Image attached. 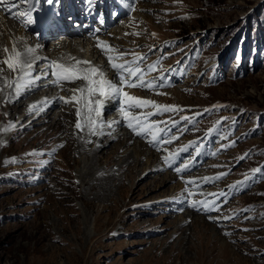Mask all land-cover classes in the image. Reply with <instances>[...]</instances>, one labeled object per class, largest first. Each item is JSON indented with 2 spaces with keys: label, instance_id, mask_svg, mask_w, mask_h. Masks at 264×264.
I'll use <instances>...</instances> for the list:
<instances>
[{
  "label": "rangeland",
  "instance_id": "374dc122",
  "mask_svg": "<svg viewBox=\"0 0 264 264\" xmlns=\"http://www.w3.org/2000/svg\"><path fill=\"white\" fill-rule=\"evenodd\" d=\"M103 1L91 0V12L98 10L99 17L107 13L116 22L103 33L83 39L78 51L71 52L100 63L92 53L94 44L105 43L109 29H121L113 32L114 37L121 35L115 41L120 45L126 42L128 50L146 55L142 67L159 61L145 79L161 78L157 84L163 85L150 91L127 87L123 91H137L134 93L142 98L180 110L151 116L156 109H137H146L148 124L162 130L161 138L156 149L149 143L150 135H140L144 139L138 142L139 138L133 137L125 149L113 154L112 161L133 147L141 146L143 152L140 164L128 168L133 174L126 166L116 171L118 165H113L127 186L137 185L134 196L131 190L124 191L121 206L113 208V199H95L99 188L90 174L83 182L81 170L86 167L87 152L75 153L80 163L70 160L71 147H65L61 134L53 138L48 135L49 123L58 120L59 110L54 108L47 124L32 126L36 112L30 116L26 112L25 117L22 114L21 121L18 114L25 102L20 101L18 110L10 111L9 98L2 97L0 264H196L185 257L196 258L201 231L212 257L205 254V262L198 264H264V0H140L141 10L134 7L137 0H120L126 12L119 17L118 2L108 0L103 9ZM79 14L80 21L85 22L91 13L79 9ZM123 22L126 25L121 27ZM137 32L139 36L132 34ZM50 40L45 39L43 46ZM24 42L28 44V39ZM6 47L0 44V67L5 75L9 69L1 62L8 57ZM37 67L40 69H35L34 75L43 64ZM12 75L10 71L7 77L2 75L0 94L6 91V81L12 82ZM171 80L173 84H169ZM51 92L65 95L57 84ZM41 99V105L48 103V95L41 94ZM62 107L65 114L67 109ZM13 113L15 119L9 118ZM111 114H115L114 109L103 110V121ZM117 115L123 119L120 111ZM130 116H136L135 112ZM25 124L29 127L23 129ZM121 128L128 127L124 124ZM210 129L214 131L209 134ZM164 156L174 160L171 167L163 162ZM188 157L192 158L186 160ZM181 158L183 164L194 167L193 171L178 175L173 170ZM145 162L152 163L150 168L156 162L165 166L148 173L149 169H142ZM101 163L100 168H106V163ZM253 169L260 171L253 173ZM203 173L220 178L197 182ZM164 174L167 182L160 185ZM188 178L196 183L186 186ZM180 184L190 191L199 184L197 189L207 191V200H212L216 210L181 214V203L175 201L182 195ZM198 219L205 225L201 226ZM188 240L194 249L187 247ZM174 247L182 255L171 253Z\"/></svg>",
  "mask_w": 264,
  "mask_h": 264
},
{
  "label": "bare ground",
  "instance_id": "6f19581e",
  "mask_svg": "<svg viewBox=\"0 0 264 264\" xmlns=\"http://www.w3.org/2000/svg\"><path fill=\"white\" fill-rule=\"evenodd\" d=\"M65 1L66 0H62V3H64ZM75 1L78 2V4H79L78 6L80 8H84L85 10L87 9V12H88V8L85 7V4H83L84 2L82 0H74V2ZM85 1H89V0H85ZM137 1L138 2L134 7H135V9L141 10L142 8H141L140 3H139L140 0H137ZM14 3H15V6L12 9V13H14L15 10H18L17 12H24L26 10V8L28 7L27 4L22 3V0H14ZM44 3L46 5H48L47 10H50L49 16H47L46 18H43L42 21H39V18L42 17L41 15H44L43 10L39 9V11L36 12V16H37L36 20H37L38 26L37 25L30 26L32 24H28L27 27H25L24 24L20 20L12 18V13L7 11L6 6L0 5V44H1V46L3 44H5V46H7L6 48H8V52H6V53L8 54V56L12 54V48H13L14 43H15V47L20 52H23L25 50V48H27L28 46L32 47V48H36L37 50L34 53V55L40 57L41 59L37 62L36 67L33 70V74L38 69H40V67H37L39 65V63L43 64L41 71H39V73L37 75H40L42 72H49L50 73L51 70L47 67L48 63L50 62V60H49L50 58H52L53 61H58V62L66 65V66H69V67L77 66V67H81V68L87 67L88 65H76L77 60L91 61V66H95V67L101 69L102 71H104L108 79L112 80L115 83L117 82L116 84L119 85V78H118L116 72L113 69H111V67L109 66L108 61L106 59V55L103 54L101 52L100 48L97 47V43L94 44V49H93L94 51H92V53L94 52L96 54V58L101 59L100 63H98L99 61L93 62L92 60H89L84 55H82L80 52L79 53L78 52L72 53L73 50L78 51V47H80V45L82 44L83 39H86L87 37L95 35L97 33H103L107 28L112 26L116 22V20L115 19L109 20L106 17L104 22H103V20L99 21L97 19L96 11H94L90 15L87 23H85L83 25H81V24L78 25L77 23L72 24V23H70V21H68L70 19V15L67 14V8L63 7V12H62L61 16L58 15L57 17H55L54 12L56 11V9L59 5V0H54V2L51 4H49L47 2V0H44ZM38 7H40V4L38 5ZM79 7L76 6L77 9H79ZM134 12L135 11H133L132 14L135 16ZM124 14H125V11L120 10L118 12L117 17L122 16ZM129 21H127L125 19V23H129ZM125 23L123 22L121 27L126 25ZM76 25H78V26H76ZM74 26H76V27H74ZM120 30L121 29H109V32H108L109 37L104 38V41H105V44L112 46L113 49L119 50V52H127L128 51V49H127L128 45L126 42H124V44L120 45L115 41V40H120L121 35H119V33H118L116 35V37L113 36V32H116V31L119 32ZM53 35H56V36L51 38L50 41H48L49 50H50V53H49L48 52V45L43 46L42 43L45 41V39H47L48 37H51ZM25 39H28V44H26L24 42ZM52 40H54V41H52ZM44 48L48 52L49 56L45 53L46 51L44 50ZM64 48H69V51L67 49L65 50ZM1 52H2V54L4 53L3 50ZM114 52L117 53L116 51H114ZM52 54H54V56ZM6 57H7V55H6ZM131 59H132V56L125 55L123 60H120L117 62L123 63L124 60H131ZM0 60H2V59H0ZM2 65L5 67L4 64H2ZM140 67L143 69L147 68V66L142 67V64H140ZM0 69H1V67H0ZM35 69H37V70H35ZM9 71L7 70V73ZM5 72L6 71L0 72V80H1L2 75L7 77V73L5 75ZM10 73L14 74V75H12V77H13L12 81H15L17 78L18 72L10 71ZM150 77L152 78L153 75H151ZM156 79H158L155 81V83L157 84V82H159V79L161 80V78L156 77ZM1 81H0V83H1ZM3 81H4V79H3ZM51 81H52V77L50 75L35 81L31 85V87H29L27 90H24L21 92L18 99L16 98L15 93H14L15 84L13 83L12 88L10 90H8V87H6V91L3 94H0V97H1L0 100H2V97L3 98L8 97L10 100L13 101V102H7V103H9V104H7L8 105L7 108L10 109V111L11 110H13V111L18 110L17 107H18L20 101L25 102L24 109H22V108H21L22 110L20 109L21 113H19L18 116L21 119L22 117H25L26 112L29 113V115L27 114L28 116L32 115L33 112L34 113L36 112L35 116L32 118V121L30 122V124L32 126L35 124H38V123L47 124L46 122L50 120L51 114L53 113L54 108L59 110L58 120L55 121L54 123H49L48 135L50 137H52V136H55L57 133L61 134L62 141H65V147L66 146L71 147L72 152L68 153V157H67L70 160H72V158H73V160L75 162L80 163V160H77L75 158V156H74L75 153L80 154L83 152H87L86 153V157H87L86 163L83 166V167H85V166L86 167L81 170L83 182H85V178H86L84 176H89V174H90L92 176V178L94 179V181L97 183V187L99 188V190H97V192H95V195H94L95 199H100V198H104V197H105V200L107 198L110 200L113 199V206L112 207L113 208H119L121 206L120 203L123 199L122 194L125 193L124 191L128 192L129 190H131V193L134 196L135 191H136V190L134 191V189L137 185L127 186L126 181L123 178L120 179L121 175L120 174L116 175L115 172L120 171L125 166L127 167V171H128L129 167H133V166L136 167L137 164H140V158L143 155V152L141 151V146H140V149L133 147L134 149L132 148L130 151H125L123 153V155H121L119 157L118 160L112 161L113 154L116 153L119 148H124L123 146H125L128 142L130 143L133 137L139 138V140H136L137 142L143 140L144 138L141 137L140 135L134 134L129 128H127L125 130H123L121 128L124 124H127V122L124 121V119L121 120V117H119L117 115V112L120 111V108L122 106H124V105L121 106L120 103H118V104L116 103L117 100L120 101L119 99H111V100L107 101L105 103L103 109H102V115H101L102 120L105 117V116H103V110L114 109V112H115L114 115L111 114L112 117L109 118L106 121V123L112 122V121H115L116 123H114L111 128L106 127L104 129V131L106 133L105 135H103V136H94V135L89 136L87 129H84L83 131L77 130L75 128V124L77 121L76 108L79 107V105L76 104L75 102L66 104L63 101L57 99L58 97H62V96L58 95L57 93L51 92V89L54 86ZM84 83L85 82L82 80H77L75 82H61L57 85L63 87V91L65 92L64 97H71L73 95L72 90L82 87L84 85ZM173 83H174V81L171 80L169 84H173ZM134 89H139V92L150 91L149 89H146V88L145 89L134 88ZM125 90L132 92L130 95H133L136 97H141V98L143 97V95H141V94L137 95V93H134L137 91H130V89H125ZM9 92H10V94H9ZM41 94H43V97H44V95H48V103L47 104H43V105L40 104L42 101ZM77 95H80V94L77 93ZM145 99H148V98H145ZM37 103H39V105H40V107L38 109H36L35 111H32V112H29L27 110L29 108L28 106L30 104L33 105V104H37ZM62 106H64L65 109H67V111H65V114L63 113L64 115L62 114V110L64 112V109ZM137 109H139V108L132 109V111L130 113L133 114V112H135L136 115L141 116L145 121V127H147L149 125L147 122V119H148V121H150V120L147 117L148 115L146 116V113H147V112H145L146 109L145 110L140 109V112H137ZM38 111H39V113H38ZM43 111H45V113L43 115H41L43 113ZM22 114H23V116L21 117ZM61 114L63 116H61ZM104 114L106 115L107 113H104ZM151 116H153V115H151ZM8 117L15 119L14 113H13V116L10 115ZM66 117H68V118H66ZM21 121H23V118ZM27 125L28 124H25L23 126L24 127L23 129L28 128L29 126H27ZM35 131H36V129H34V131H32L31 133H33ZM125 131H127V132H125ZM176 132H179V131L176 130ZM145 136L148 137V134H145ZM87 140H91V142L86 143ZM65 147L61 150L63 151L65 149ZM185 157H187V156H185ZM103 158H104L105 162H104ZM190 158H192V157H188V159H186V160H189ZM182 159L183 158H181L179 163H177L174 166L173 170H175V168L177 166L184 168L185 165H188L187 163L183 164V162H181ZM195 161L198 164V161L196 159H195ZM101 162L106 163V168L105 167L100 168L102 166ZM147 163L148 162H145V166H143L142 169H143V171H145V169H147V170L149 169L148 173H151L153 171L163 170V166H165V165H162V164H159L158 162H156L154 165H152V168H150V165L152 163H149V164H147ZM113 165H118L117 166L118 169L116 171H115L116 168L113 171V168L115 167V166L113 167ZM195 166H196V164H195ZM89 167H91V168H89ZM193 168L194 167H189V165H188V167L183 171V173L184 172H191V171H193ZM101 171H103V174L98 175V172H101ZM133 171L134 170L131 169L128 172H129V174L130 173L133 174ZM142 173H145V172H142ZM127 176H128V174H127ZM144 177H146V175ZM155 178L158 179V176ZM204 178H210V177L206 176V174L203 173V175L199 176V179H197L196 181L197 182L198 181H202V182L204 181L205 182ZM159 179H160V185L165 184L167 182V181H164L166 179L165 174ZM189 181H190V179H189ZM207 183H210V182H207ZM85 184H87V183H85ZM115 185H117V187ZM198 185L199 184H197L194 187H191L193 189L191 191L190 190L185 191L186 187L184 186V184L179 185L182 195L179 199H175V201L181 203V205L179 207V211L181 209V211H180L181 214L189 213V215H190L191 212L204 213V212H210V211L216 210L215 205H214V208H212L211 210H208V211L197 210L196 208L189 206L190 202L193 201L192 200L193 198H194V201H207L208 204H212V200H207V195H208V194H206L207 191H204V189H201V188L197 189V188H199ZM115 187L117 188V190L113 191L112 188H115ZM195 189H197V190L195 191ZM193 191H195V192H193ZM189 192L194 193V196L191 197L189 195ZM114 194H116V196H118V198L117 197H115L116 199L113 198L112 195H114ZM84 195H85V193H84ZM186 201H188V204L185 203ZM111 211L112 210H110L109 212H111ZM193 216H195V215H193ZM212 217L214 219H217L216 216H212ZM196 218H198V217H196ZM97 220L98 219L96 217L95 218V221H96L95 229H96V226H98ZM198 220L200 221V219H198ZM201 221H202V219H201ZM201 221H200V225L204 226L205 223L203 221L202 222ZM204 235L205 234L203 231H201V233L197 235L198 244L195 247L196 248L195 252H197L196 258H193V257L189 256L188 254L185 257L188 260L194 259L196 261V264H198L200 262L201 263L205 262V261L203 262V260H202L205 256V254L206 255L211 254L210 256L212 257V253H209V252L207 253V251H206L207 243L203 240ZM187 242H188L187 247L189 249H194L193 248L194 246L192 244H190L189 240ZM201 248H203V250H202L203 253H200ZM173 252H174V255L178 254V253L180 255H182V253H180L177 250V247L173 248V251H171V253H173ZM210 263H212V262L210 261ZM145 264H148V263L146 262Z\"/></svg>",
  "mask_w": 264,
  "mask_h": 264
},
{
  "label": "snow or ice",
  "instance_id": "6c2138e0",
  "mask_svg": "<svg viewBox=\"0 0 264 264\" xmlns=\"http://www.w3.org/2000/svg\"><path fill=\"white\" fill-rule=\"evenodd\" d=\"M47 2L51 4L54 2V0H47ZM22 3L28 5L26 10L24 12L12 13V9L15 6L14 0H0V4H4L7 8V11L12 13V18L20 20L24 26L27 27L28 24L35 23V18L32 13L34 11H39L38 5L40 0H22ZM127 34L128 33H126V35ZM132 34L137 36L140 35L138 32ZM97 47L100 48L102 52H104L109 66L116 72L119 78V85L108 79L104 71L95 66H91V61L77 60L76 65H88L87 67L83 68L77 66L69 67L58 61H50L47 65V67L51 70L50 73L42 72L40 75H34L33 70L36 67L37 62L41 59L40 57L34 55L37 49L27 47L23 52H20L15 47L14 43L12 54L4 59L2 63L5 64L10 71L18 72V75L15 81H6V86L12 87V84H15L14 93L18 99L22 91L27 90L35 81L48 75L52 77L51 82L53 85L59 84L61 82H75L77 80H82L85 82L84 85L80 88L73 89V95L71 97L57 98L66 104L75 102L79 105V107L76 108L77 121L75 128L77 130L83 131L84 129H87L89 136L105 135L106 133L104 129L106 127L111 128L116 122L112 121L106 123L103 121L101 119L102 109L107 101L111 99H119L121 104L124 105L120 108V112L123 115L124 121L127 122L126 126L136 135H150V145L156 146L161 138L162 130L158 129V126L155 124H150L145 127L144 119L139 115L130 116V112L132 109L136 108L152 107L157 110V112L152 113V115H156L161 112L179 111L180 109L175 105H160L155 101L130 95L128 92L123 91V88H146L149 90H154L158 87H162L163 85L156 84L155 80L148 81L145 79L148 72L155 70L156 64H158L159 61L154 64H149L147 65L146 69H143L140 67V64L147 59L146 55L144 54L136 53L134 50L119 52V50L113 49L112 46L107 45L102 41L97 42ZM4 51L8 52V49L5 48ZM113 51H116L118 54L115 56L109 54ZM128 54L132 55L131 60H124L123 63L117 62L123 60L124 56ZM0 71H3V69H0ZM77 93L80 95H77ZM46 100L47 98H45V102ZM6 102L13 101L6 98ZM39 107V103L30 105L29 112L35 111ZM205 111H208V109ZM217 123L220 122L218 121ZM9 127H11V125H9ZM153 129L156 130L153 131ZM4 130L6 131L7 129ZM212 131H214V129H210L209 134ZM173 139L176 138L173 137ZM90 142L91 140L86 141V143ZM166 142L171 143L172 141L168 140ZM162 160L169 167H171L174 162V160L170 159L169 156L162 157ZM187 167L188 165H185L184 168L176 167L175 171L179 175L182 174V172ZM252 171L255 173L260 170L253 169ZM219 178L220 177L204 178V180L205 182H212ZM247 178L248 177H246V179ZM184 183L187 186L190 184H195L196 181H184ZM185 191H188L187 187ZM189 195H194V193L189 192ZM221 195H224V193H221ZM189 206L196 208L197 210L204 211L214 208V204H208L207 201H192L190 202Z\"/></svg>",
  "mask_w": 264,
  "mask_h": 264
},
{
  "label": "clouds",
  "instance_id": "9594fccd",
  "mask_svg": "<svg viewBox=\"0 0 264 264\" xmlns=\"http://www.w3.org/2000/svg\"><path fill=\"white\" fill-rule=\"evenodd\" d=\"M156 149H157V147H156Z\"/></svg>",
  "mask_w": 264,
  "mask_h": 264
}]
</instances>
